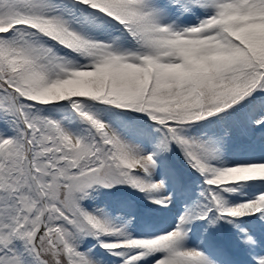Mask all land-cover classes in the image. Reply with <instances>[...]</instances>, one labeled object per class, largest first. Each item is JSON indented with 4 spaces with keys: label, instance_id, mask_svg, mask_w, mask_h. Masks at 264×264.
<instances>
[{
    "label": "snow or ice",
    "instance_id": "1",
    "mask_svg": "<svg viewBox=\"0 0 264 264\" xmlns=\"http://www.w3.org/2000/svg\"><path fill=\"white\" fill-rule=\"evenodd\" d=\"M0 264H264V0H0Z\"/></svg>",
    "mask_w": 264,
    "mask_h": 264
}]
</instances>
